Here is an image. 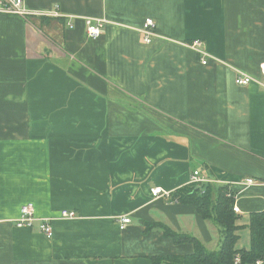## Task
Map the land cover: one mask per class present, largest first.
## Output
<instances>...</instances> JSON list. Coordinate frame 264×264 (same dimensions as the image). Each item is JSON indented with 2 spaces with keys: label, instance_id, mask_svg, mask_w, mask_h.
<instances>
[{
  "label": "crops",
  "instance_id": "0c3cea01",
  "mask_svg": "<svg viewBox=\"0 0 264 264\" xmlns=\"http://www.w3.org/2000/svg\"><path fill=\"white\" fill-rule=\"evenodd\" d=\"M24 2L61 16L0 13V264H152L193 251L145 221L216 245L194 204L152 195L191 184L194 170L239 192L240 218L264 210V89L234 80L236 69L260 75L264 0ZM84 17L108 21L101 36ZM195 38L207 64L187 46ZM29 202L54 218L52 238L16 225Z\"/></svg>",
  "mask_w": 264,
  "mask_h": 264
},
{
  "label": "trees",
  "instance_id": "16d2710c",
  "mask_svg": "<svg viewBox=\"0 0 264 264\" xmlns=\"http://www.w3.org/2000/svg\"><path fill=\"white\" fill-rule=\"evenodd\" d=\"M231 191L236 193L233 189ZM228 192L229 186L219 184H207L204 187L188 184L172 192L168 196L170 202L194 204L198 213L217 227L222 239L216 250H210L197 237L180 233L166 223L145 221L147 230L160 229L176 243L189 242L193 245V251L186 255L152 256V264H234L237 253L241 255V264H255L257 260H264V210L249 215L250 247L237 248L240 239L237 231L241 228L237 221L240 215L234 211L235 198L228 196Z\"/></svg>",
  "mask_w": 264,
  "mask_h": 264
},
{
  "label": "built area",
  "instance_id": "2783aa9c",
  "mask_svg": "<svg viewBox=\"0 0 264 264\" xmlns=\"http://www.w3.org/2000/svg\"><path fill=\"white\" fill-rule=\"evenodd\" d=\"M59 8L56 7L55 9L49 11V12H34L29 10L24 0H0V13L2 14H16L20 16H26V15H45V16H55L60 17L59 14ZM85 22V28L87 29V34L90 38L95 39L101 36L103 33V30L105 28V25L108 23V21L105 18H98V17H84ZM69 27H73L74 24L69 21L68 22ZM143 40L146 43H151L152 38L157 35L156 32V26L154 19H146L143 23L142 27L139 28ZM187 46L190 47L192 50H194L195 53H198L201 63L207 64L211 54H209L205 48V41L199 38H195V40H192L191 42H187ZM235 76L234 80L236 85L238 86H247L250 84H253L254 82L257 83L260 87L264 89V63L261 64L260 68V75L259 76H253L247 72H245L242 69H236L235 70ZM189 182L193 185H196L198 187L205 186L207 184H219V185H225L222 181L217 180L215 178H212L210 175H206L203 173L202 170H194L190 176ZM259 182V180H256L252 177H245L243 178L241 185L244 187L256 185ZM232 187L229 186V192L227 195H232L235 198V202L233 204L234 211L238 214L240 213V209L237 205V199L239 197L238 193L236 192L231 193ZM166 195L169 196L168 192H163L161 187H157L152 189V195L154 197H158L159 195ZM60 215L64 218H72L75 217V211H68V210H62ZM54 218L53 217H44V218H38L35 216V206L32 202H29L28 204H25L21 208V215L16 220V225L18 227H32L35 223L38 225V230L47 236V238H52L54 234L53 230V223ZM131 217L128 216H121L119 217V224L120 227L125 228L127 224L131 222ZM264 260H257L255 264H262ZM234 264H241V255L237 253L234 257Z\"/></svg>",
  "mask_w": 264,
  "mask_h": 264
},
{
  "label": "rangeland",
  "instance_id": "374dc122",
  "mask_svg": "<svg viewBox=\"0 0 264 264\" xmlns=\"http://www.w3.org/2000/svg\"><path fill=\"white\" fill-rule=\"evenodd\" d=\"M240 223H242L243 227H242V232L240 233V239L238 240L237 242V246L239 248H249L250 245H251V237H250V231H249V216L248 214L247 215H244V217H241L240 218ZM220 240L217 239L216 241V245L215 244V241L212 243V245L209 246V249L210 250H216L218 247H219V243L221 241V237L219 236Z\"/></svg>",
  "mask_w": 264,
  "mask_h": 264
}]
</instances>
